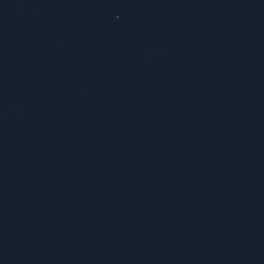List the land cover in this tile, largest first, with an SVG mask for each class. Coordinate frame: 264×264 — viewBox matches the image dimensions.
Instances as JSON below:
<instances>
[{"label": "water", "instance_id": "obj_1", "mask_svg": "<svg viewBox=\"0 0 264 264\" xmlns=\"http://www.w3.org/2000/svg\"><path fill=\"white\" fill-rule=\"evenodd\" d=\"M50 264H264V0H18Z\"/></svg>", "mask_w": 264, "mask_h": 264}]
</instances>
